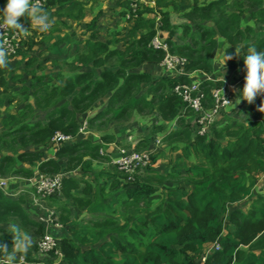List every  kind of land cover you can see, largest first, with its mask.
<instances>
[{
    "label": "trees",
    "instance_id": "obj_1",
    "mask_svg": "<svg viewBox=\"0 0 264 264\" xmlns=\"http://www.w3.org/2000/svg\"><path fill=\"white\" fill-rule=\"evenodd\" d=\"M39 1L50 28L40 32L21 17L27 30L9 28L18 33V48L7 55V66H0V175H33L34 168L26 169L24 163L38 164V174H62L60 190L42 200L64 211L61 226L45 231L44 223L25 212L23 197L11 200L0 190V245L7 247V252L0 249V257L22 255L27 264H193L205 244L217 243L219 249L204 264H264V191L256 188L257 176L264 172V117L246 125L221 110L207 133L199 135L197 124L191 127L183 115L196 113L173 91L177 84L194 82L143 70L157 67L164 57L150 46L157 32L165 33L170 53L186 60V73L213 72L210 54L217 37L244 55L251 46L264 50V0H115L120 8L115 24L124 23L122 31L99 26L102 0ZM5 2L0 0V8ZM87 13H92L89 20ZM171 13L186 21L173 24ZM69 22H83L84 38L74 37ZM102 30L107 35L103 40ZM65 55L74 61V70L42 73L46 63L66 64ZM220 84L200 82L204 108L212 107V90ZM98 106L100 113L87 118V128L97 131L124 123L133 113L157 114L174 123L160 140L183 142L194 164L162 173L154 169V150L150 165L130 179L115 166L94 172L102 143L79 130L81 117ZM150 124L134 150L155 146L154 135L165 125ZM55 132L70 140L44 159ZM102 138L106 143L113 137ZM74 170L90 175L94 184L74 176ZM244 200L250 204L246 210L228 212L230 205ZM8 225L40 236L52 233L61 255L53 251L46 260L34 258L36 243L28 236L16 237ZM16 238L27 240L25 252L14 251Z\"/></svg>",
    "mask_w": 264,
    "mask_h": 264
},
{
    "label": "crops",
    "instance_id": "obj_2",
    "mask_svg": "<svg viewBox=\"0 0 264 264\" xmlns=\"http://www.w3.org/2000/svg\"><path fill=\"white\" fill-rule=\"evenodd\" d=\"M110 1H113L115 4V0H110ZM106 4H107V8L110 9L113 14H116V12L120 11V8H118L116 5L111 7L112 5H110L109 2H106ZM98 8H101V6ZM98 8L95 7V8H93L92 11L95 13L98 10ZM89 14L86 15V20L88 19ZM107 17L110 18V16H107ZM248 17H249L248 14L243 17L244 23L248 22V19H249ZM117 18L119 19V17H117ZM185 21H186L185 19H181L177 14L171 13V22L173 24L178 25V24L183 23ZM113 22H115V20ZM108 23H109V21H108ZM68 24L71 27L70 31L75 32V36H74L75 38L78 37L79 33L81 34V32H82V34H83V28H82L83 22H81L80 24H76L74 22H69ZM107 25L109 26V24H107ZM123 27H124V24L121 25V29ZM109 28H112V27L109 26ZM120 31H122V30H120ZM104 32H106V31H104ZM106 37H107V35L105 33H102L100 36V38L102 40L105 39ZM159 37H160V39H162L164 41L165 33L160 32ZM226 50H228L233 55V58L231 60L226 61L225 67H224V72H223L222 55ZM69 51L70 50L67 51L68 52L67 55L69 54ZM236 51H238L241 55L237 54ZM67 55H65V57H68ZM243 55L244 54L241 52L239 47H232V46L228 45L222 38L217 37L216 38V47L210 54V60H211L213 72L212 73H206L203 70H195V71H192L190 73H187L186 77L189 78L191 80V82L198 83V84H200V82H202L204 80L212 81L213 83H221L220 86L218 87V89L220 91V95L225 97L226 99H228L230 102L229 105L225 109H223L225 111V115H227L228 117L234 118V119H239L242 123L249 125V124H252V123L258 121L259 118L264 117V113H261L257 109L254 108L255 103L257 102V100L261 96H257L254 99L252 104H247L244 101H240L239 103H236V101H235L236 95H237L239 89L242 88L243 82H244L245 72H244V68H243V58H242ZM68 58H69V60L72 59L70 57H68ZM145 69L148 71H153L154 73H160V74H164L167 72L161 66V63L157 67H153V68H151V67L144 68L143 67V70H145ZM166 74H170L172 77H179V75H174L173 73H169V72H167ZM101 109H102V107L98 106V107L94 108V110L87 112L83 117H81L82 126L79 130L80 134L83 135L84 137H86L88 140H91L93 142L100 143V144L102 143V147L100 148V150H103V153L101 151H99L102 158L99 160L93 161V163H92V168H93L94 172L102 171V170H106V169L111 170L113 168V165L111 164V159L118 156L119 150L121 148H123V149H127V148L134 149L135 146H137V144H136L137 140L143 135V133L147 134V132H148L147 131V132L140 133V131H138L140 134L138 135V138L135 141L134 135L127 133L128 132L127 131V128H128L127 125H123V126L121 125L120 126V125L110 124L106 129L103 128V131L94 130L95 128H87V118L97 116L98 113H100ZM183 115L187 121L186 123H189L191 127L196 125L197 114L192 115V113L185 112V113H183ZM158 118L159 119H157V120H151V118H150L149 122L152 124L154 123V124L165 125L163 132H161V134L159 136L161 139L162 135H165L172 128L174 123L164 122L161 120V118L159 116H158ZM218 118L219 117L217 116L216 120ZM129 126L131 127V125H129ZM105 135L111 136L113 138L111 140H108V142L103 143L102 137ZM157 139H159V138H157ZM227 140L228 139H224L223 143H226ZM159 145H160V143L158 145L155 143V146L153 147L155 151L157 150L156 153H154V157L156 159L155 164H154V169L160 170L162 173H166L172 167L189 168L190 166H192L194 164V158L192 156L193 154H192V152H186L183 142L173 141L170 144H168V143L163 144L162 147L160 146L158 149H156ZM57 146H56V144L49 146V148L45 150L46 155H45L44 159L51 158L54 155L55 151L57 150V148H58ZM25 164H27V163L22 164L23 167ZM37 166H38V164L36 165L34 163L29 164V165L27 164V167H24V168H26V169L27 168H30V169L34 168L33 169V175H31L29 177H24L22 175H14L16 177H13L12 179H10L8 181L5 180L6 184L4 185L3 188H0V190H2L4 192V195L11 200L17 199L19 197H23L24 198L23 208H24L25 212L27 213V215L29 216V218L34 220V221H37L39 223H44V225H45L44 230L46 231L47 225L44 222V220L47 217H51V219L54 222H58V224H60L59 215L61 213H63L64 210H62V207H57V208L51 207L47 202L43 201L42 199L36 198L37 194H35L36 192L34 190L32 180H33L34 175L38 172ZM73 174H74V176L81 177V179L91 181L90 175L83 174L79 170H74ZM18 176H22V177H18ZM257 180H258V178H257ZM92 182H93V180L91 181V184L93 185L94 183H92ZM100 182H101V180H100ZM260 182H262V181H260ZM257 183H259V182H257ZM82 185L83 184L80 183L79 187L81 188ZM258 185L256 188L259 190L260 185L259 186ZM253 193L256 194L257 192L256 193L253 192ZM155 203L156 202H154L153 205ZM249 205L250 204H249L248 200L239 201L233 205H230L228 212L233 211V210L235 211L237 209L244 211L248 208ZM74 213L78 214V215L81 214L79 212H75V210H74ZM54 217H56L57 219H55ZM81 218L85 219L87 217L84 213H82L80 215V219ZM60 226H61V224H60ZM6 227L9 230L13 231L14 235L16 237L28 236V238L30 239V242H32L34 244L39 239V237L42 236V235L40 236L36 232H33L31 234H27L26 232L24 233V232H22V230L17 229L13 225H8ZM45 231H44V233H45ZM261 235H264V232ZM212 246H213V243L205 244L203 246L199 256L196 257L193 264H204L205 261L204 262L202 261V257H205V260H206V258L212 253V250H211ZM244 248H246V247H244ZM5 257H7V259H9L8 264H11V263L12 264H27L24 259H22V260L20 259L19 255L9 254L8 256H5ZM33 257L37 258V259L39 258L40 261H42L44 259L43 254L39 253L38 251H37V253H34ZM41 263L45 264V262H41Z\"/></svg>",
    "mask_w": 264,
    "mask_h": 264
},
{
    "label": "built area",
    "instance_id": "obj_3",
    "mask_svg": "<svg viewBox=\"0 0 264 264\" xmlns=\"http://www.w3.org/2000/svg\"><path fill=\"white\" fill-rule=\"evenodd\" d=\"M146 3L145 0H140ZM34 3L41 5V1L35 0ZM154 5L153 1L150 2ZM159 15L156 16V25H160ZM150 46L155 50H161L164 52V57L161 61V66L165 71L173 73L174 75L186 76L184 67L186 65V60L183 57H179L168 51L167 44L160 39L159 32L151 40ZM0 48H3L7 55H13L18 48V33L11 32L8 27L0 29ZM175 94L182 98L186 106L193 110L194 113L198 115L196 124L198 126L197 133L203 135L207 133L209 127L215 122L217 116L220 115V111L225 109L229 105V100L220 95L218 88L212 90V107L206 109L203 107L201 99L203 98L202 91L198 83H180L175 85L173 88ZM227 101V102H226ZM70 140V136L64 135L60 132H55L51 141L52 143L58 145L59 143L66 142ZM155 143L158 145L159 139H156ZM154 148L146 151H136L134 149L127 150L121 148L119 150L118 156L111 159V164L115 166L119 171L126 173L129 179L132 174L137 170L142 169L150 165L151 154ZM62 174L46 175V174H35L33 177V187L40 198L48 197L54 193H57L61 188ZM258 182L264 181V172L258 175ZM6 184L5 180H0V188H3ZM44 222L48 227L55 226L60 227L59 224L54 222L51 217H47ZM37 250L39 253L46 254L53 250L58 255H61L56 249L57 241L55 237L49 233L45 232L41 238L37 241ZM219 245L213 243L211 250L217 251ZM202 261H205V257H202ZM2 264H8V259L0 260Z\"/></svg>",
    "mask_w": 264,
    "mask_h": 264
},
{
    "label": "clouds",
    "instance_id": "obj_4",
    "mask_svg": "<svg viewBox=\"0 0 264 264\" xmlns=\"http://www.w3.org/2000/svg\"><path fill=\"white\" fill-rule=\"evenodd\" d=\"M24 17L30 21V26L40 32H46L51 26V20L46 11L33 3V0H6L4 6L0 8V29L8 27L24 32L27 30L20 18ZM237 54L241 55L238 51ZM233 55L225 51L222 55V67L224 72L225 63L231 60ZM244 82L236 95V103L244 101L252 104L257 96H261V103L258 111L264 113V50H257L255 46L247 48L243 55ZM0 66H7V53L0 48ZM227 102V101H226ZM15 252L23 253L27 250V240L16 238L13 241ZM0 249L7 252V247L0 245ZM23 259V256H20Z\"/></svg>",
    "mask_w": 264,
    "mask_h": 264
},
{
    "label": "rangeland",
    "instance_id": "obj_5",
    "mask_svg": "<svg viewBox=\"0 0 264 264\" xmlns=\"http://www.w3.org/2000/svg\"><path fill=\"white\" fill-rule=\"evenodd\" d=\"M106 2H109V4L110 5H112L111 7H113L115 4H114V2L113 1H110V0H102V2H101V4H100V6H101V10L103 11V14H102V16L100 17V19H99V26L100 27H106V26H108L107 24H108V21H109V23H111V24H109V26L110 27H112L111 29H117L118 31H120V30H122L121 29V25H118V24H115L117 21H119L118 20V18L117 17H114V16H116L115 14H113L112 13V11L110 10V9H108L107 8V4H106ZM144 2V1H143ZM112 3V4H111ZM97 7V6H96ZM87 14H89V13H87ZM86 14V15H87ZM91 14V15H90ZM89 14V17H88V19L87 20H89V18L92 16V13H90ZM107 16H110V18H108ZM92 18V17H91ZM115 20V22H113L114 20ZM124 24V23H123ZM80 31V30H79ZM81 32V31H80ZM104 31L102 30V32L101 33H103ZM78 37H81V38H84V35L82 34V32H81V34L79 33V35H78ZM73 63H74V61L71 59V60H68L67 61V63L66 64H62L61 62H59L57 65H52L51 63H46V64H44L43 66H42V69H41V71H42V73H51V74H54V73H68V72H70V71H72V70H74V67H72V65H73ZM10 69L11 70H13L12 69V66L10 67ZM10 69L8 70V72H10ZM13 71H11L10 73H12ZM95 72H97V70L95 69ZM144 114H140V113H133L132 114V116H131V118H129V119H127L126 120V122L124 121V123L123 122H121V124L122 125H127L128 126V128H127V131H128V133H130L131 135L133 134L134 135V139H135V141L137 140V138H138V135L140 134V133H142V132H147V131H150V129H152V126H150L151 124H150V122H149V119L151 118V120H157V119H159L158 118V116L156 115V114H152V116H150V114H145V112H143ZM37 117H40V115L39 116H37ZM0 118H1V115H0ZM162 120V119H161ZM163 121V120H162ZM113 124H115V125H117V123H112V125ZM121 124H118V125H121ZM129 125H131V127L129 126ZM105 128V127H104ZM138 131H140V133L138 132ZM159 136L160 135H158V134H155L154 135V137H158L159 138ZM154 137H152V136H150L149 135V143H151V141L153 140V138ZM133 138V137H132ZM133 139V140H134ZM160 139V138H159ZM161 141V142H160ZM159 142H160V145L156 148V149H158L160 146L162 147V145L163 144H167V143H165V142H163V140H159ZM52 144H54V143H52ZM55 145V144H54ZM57 146V145H56ZM30 149H32V147H30ZM99 151H101L102 153H103V150H99ZM139 151H146V150H144V149H142V150H139ZM157 151V150H156ZM156 151H154L155 153H156ZM156 160V159H155ZM24 167H27V164H25L24 165ZM140 170V169H139ZM13 177H16V176H9V175H0V180H10V179H12ZM18 177H22V176H18ZM264 182V181H263ZM263 182H261L258 186H259V188H260V190L261 191H264V183ZM36 194V193H35ZM36 198L37 199H42V198H40V197H38L37 195H36ZM74 211V210H73ZM73 211H72V215H73ZM55 219H57L56 217H54ZM84 218V217H83ZM56 221V220H55ZM23 231V230H22ZM33 232H35V230H27L26 231V233L27 234H31V233H33ZM22 233V232H21ZM52 234V233H51ZM53 235V234H52ZM54 236V235H53ZM41 237H39V239H40ZM38 239V240H39ZM37 240V241H38ZM37 241H36V243H37ZM36 247H37V245H36ZM36 250V249H35ZM37 251L38 250H36V252L35 253H37ZM58 251V250H57ZM51 252H53V250H51V251H49L48 253H46V254H43V256H44V259L46 260V259H48V256H49V254L51 253ZM12 254V253H11ZM42 254V253H41ZM55 254H57V253H55ZM37 255V254H36ZM58 255V254H57ZM58 256H60V255H58ZM38 257V256H37ZM2 259H7V257L6 258H3V257H0V260H2ZM39 259V258H38ZM9 260V259H8ZM0 264H2V263H0Z\"/></svg>",
    "mask_w": 264,
    "mask_h": 264
}]
</instances>
